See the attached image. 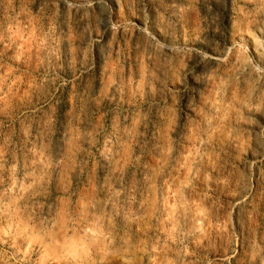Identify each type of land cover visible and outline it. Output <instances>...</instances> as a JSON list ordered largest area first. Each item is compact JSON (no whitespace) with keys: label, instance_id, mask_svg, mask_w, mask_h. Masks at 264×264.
<instances>
[{"label":"rangeland","instance_id":"rangeland-1","mask_svg":"<svg viewBox=\"0 0 264 264\" xmlns=\"http://www.w3.org/2000/svg\"><path fill=\"white\" fill-rule=\"evenodd\" d=\"M0 264H264V0H0Z\"/></svg>","mask_w":264,"mask_h":264}]
</instances>
